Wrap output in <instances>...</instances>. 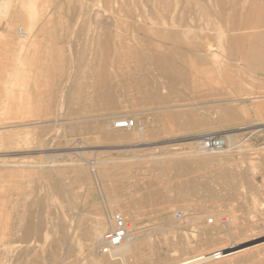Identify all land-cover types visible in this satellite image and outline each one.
<instances>
[{
    "label": "rangeland",
    "instance_id": "obj_1",
    "mask_svg": "<svg viewBox=\"0 0 264 264\" xmlns=\"http://www.w3.org/2000/svg\"><path fill=\"white\" fill-rule=\"evenodd\" d=\"M174 1L0 0V264H264V0Z\"/></svg>",
    "mask_w": 264,
    "mask_h": 264
},
{
    "label": "built area",
    "instance_id": "obj_2",
    "mask_svg": "<svg viewBox=\"0 0 264 264\" xmlns=\"http://www.w3.org/2000/svg\"><path fill=\"white\" fill-rule=\"evenodd\" d=\"M123 123L115 125L116 128L134 129L137 123L134 119H121ZM227 138L220 133L206 134L201 140V149L207 153H221L227 148ZM178 220H183L185 214L182 211L176 213ZM110 227L108 231L99 239L97 250L101 253H108L109 251L120 247L126 243L132 242L136 237V230L131 223L126 219L122 213H114L109 216ZM228 219L221 217L219 219L210 218L207 220V224L220 225L227 224Z\"/></svg>",
    "mask_w": 264,
    "mask_h": 264
},
{
    "label": "bare ground",
    "instance_id": "obj_3",
    "mask_svg": "<svg viewBox=\"0 0 264 264\" xmlns=\"http://www.w3.org/2000/svg\"><path fill=\"white\" fill-rule=\"evenodd\" d=\"M137 1V0H136ZM174 1V0H173ZM179 1V0H178ZM176 1H174V3H175ZM185 2V1H184ZM189 2V1H188ZM106 3H107V5L108 6H113V5H116V6H118V3H119V0H106ZM166 3V2H165ZM171 3V2H170ZM121 4V3H120ZM175 4H177V3H175ZM171 5V4H170ZM185 5V4H184ZM115 6V7H116ZM163 6V5H162ZM180 7V6H179ZM182 7V6H181ZM197 7H198V5H197ZM200 7H202V6H200ZM106 8H108V7H106ZM118 8V7H117ZM172 8V7H171ZM178 5L175 7V8H173V10L171 11V14L169 13V16H171L172 15V17L171 18H173L174 20H175V18H177L178 16H180V15H178L177 16V13H178ZM203 8V7H202ZM206 9V8H205ZM204 9V10H205ZM182 10V9H181ZM185 10V9H184ZM194 10V9H193ZM107 11H109L108 9H107ZM135 11V10H134ZM139 11V10H138ZM160 11H161V9H160ZM187 12H189V11H187ZM192 12V11H191ZM190 12V13H191ZM131 13V12H130ZM135 13H138V12H135ZM180 13H182V12H179V14ZM147 14H148V12H147ZM146 14V15H147ZM159 14V13H158ZM194 14V13H193ZM210 14V13H209ZM213 14V13H212ZM139 15V14H138ZM143 15H145L144 13H143ZM142 15V16H143ZM156 15V14H155ZM163 15V14H162ZM166 15H168V13L166 14ZM188 15H190V14H188ZM205 15V14H204ZM134 16H136V14L134 15ZM195 16V15H194ZM141 17V16H140ZM156 18V17H155ZM160 18V17H159ZM162 18V17H161ZM187 18H188V16H187ZM202 18V17H201ZM149 19H151V18H148V17H143V20L142 21H147V20H149ZM169 19V18H168ZM172 19V20H173ZM178 19H180V18H178ZM205 19V18H204ZM171 19H170V21H172ZM184 20V19H183ZM193 20V19H192ZM137 21H139V20H137ZM151 21V20H150ZM160 21L162 22V19H160ZM164 21V20H163ZM166 22H167V20H165ZM170 21L168 22V25H170ZM152 22V21H151ZM157 22H159V21H157ZM156 22V23H157ZM153 23V22H152ZM206 23V22H205ZM142 24V23H141ZM154 24H155V22H154ZM162 24V23H161ZM160 24V25H161ZM153 25V24H152ZM163 25H165L166 26V23L164 24V22H163V24L161 25L162 27H163ZM173 25V24H172ZM177 25V24H176ZM191 25V24H190ZM207 26H209L210 25V23H209V25L208 24H206ZM163 27V28H166V27ZM178 26V25H177ZM181 26V25H180ZM221 26V25H220ZM169 27V26H168ZM167 27V28H168ZM176 27V26H175ZM258 27H264V24L263 25H261V26H257L256 28H258ZM172 28H174V27H172ZM181 28V27H180ZM228 28V27H227ZM170 29H171V26H170ZM182 29H184V27L182 28ZM223 28H220V31L218 32V39L219 40H222L224 37V35H225V32H223V30H222ZM29 31L27 32V33H24V37L26 38V40H24L25 42H23L22 41V46L23 47H25L26 45H28V44H30V43H33V41L31 40L32 39V36L30 35L31 33V27H29V29H28ZM222 30V31H221ZM258 31V30H257ZM167 32V31H166ZM228 33V32H227ZM209 45H211V44H209ZM203 46V45H202ZM206 46H208V43H207V45ZM108 47V46H107ZM210 47V46H209ZM215 47V46H214ZM207 48V47H206ZM211 48V47H210ZM210 48H207V49H210ZM220 48H221V46H220ZM211 50V49H210ZM204 54V53H203ZM207 54V53H206ZM213 54H215V53H213ZM216 55V54H215ZM207 56V55H206ZM221 56V55H220ZM220 56H218V57H220ZM214 57H216V58H218L217 56H214ZM203 61V60H202ZM161 64H163V63H161ZM160 64V65H161ZM163 66H164V64H163ZM164 68V67H163ZM162 70V69H161ZM185 78V77H184ZM106 97H107V99H109V101H112V96H111V94H107L106 93ZM256 98H258V97H256ZM124 121H122V120H118V121H115L114 123H113V128H114V130H120V131H125L126 129H124V128H116L115 127V125L116 124H118V123H123ZM1 127V126H0ZM10 127H14V126H4V127H1L0 128V139H1V141H0V143H3V142H5V135H7V139L6 140H8L12 135H14L15 134V132H11V133H14V134H9V132H7L8 134H3L2 132H4V131H7ZM17 127V126H16ZM104 127H105V125H104ZM12 130H14V129H12ZM11 130V131H12ZM17 130V129H16ZM106 130V129H105ZM129 130V129H128ZM119 132V131H118ZM117 133V132H116ZM120 133V132H119ZM142 134V133H141ZM143 136L145 135L144 134V132H143V134H142ZM120 136V135H119ZM142 136V137H143ZM115 137V136H114ZM140 137H141V135H140ZM117 139L118 138H120V137H116ZM110 139V138H109ZM122 139V138H121ZM118 140H120V139H118ZM123 140H126V139H124V137H123ZM129 140V139H128ZM227 141H229V142H231L232 140H231V137L230 136H228V140ZM198 144H201V142H197ZM197 144V145H198ZM205 152V151H201V154H203V153ZM206 153V152H205ZM200 154V155H201ZM208 154V153H207ZM193 157H195V156H193ZM197 157V156H196ZM204 156H202V158H203ZM198 158V157H197ZM205 158V157H204ZM193 159H195V158H193ZM204 160H206V159H204ZM203 160V162H205ZM179 165V164H178ZM185 165V164H184ZM180 166V165H179ZM178 166V167H179ZM177 167V166H176ZM76 168V167H75ZM171 168V167H170ZM180 169V168H179ZM77 171V170H76ZM75 182V181H74ZM74 185V184H73ZM74 188V186H70V188ZM158 190V189H157ZM157 190H154V191H156L157 192ZM56 192H57V190H56ZM166 192V191H165ZM58 193V192H57ZM154 194H156V193H154ZM158 195V194H157ZM160 195V194H159ZM158 195V196H159ZM166 195V194H165ZM161 196V195H160ZM114 204H116V203H114ZM114 204H112L113 206H114ZM118 204V203H117ZM125 207H123V211L122 212H124L123 214H125V217L127 216V217H129V218H131V216H130V213H131V211L129 212L128 211V209L130 210V208H128V207H126L127 208V210H125L124 209ZM129 212V213H128ZM133 215L134 214H132V217H133ZM127 217H126V219H127ZM212 217V216H211ZM212 218H214V216L212 217ZM236 219V218H235ZM33 220V219H32ZM128 220V219H127ZM235 221V220H234ZM30 222V221H29ZM235 224H236V222H234ZM38 226V225H37ZM104 226H105V221L102 219L101 221H99L98 222V235L99 236H102L103 235V233H102V231H104ZM35 227V226H34ZM33 227V229H36V228H34ZM39 228V227H38ZM27 230H26V234L25 235H28L27 233H30V232H32L31 231V226H27V228H26ZM29 237V236H28ZM135 239L137 240V237H135ZM133 240L132 242H130V243H126V244H124V245H122V246H120V247H117V248H115V249H113V250H111V251H109L107 254H109V255H111V256H121V257H126V255L130 252V246H131V244H133V242L134 241H136V240ZM144 240H147V239H144ZM141 242H142V244L144 243V245H146V243L147 242H143V241H138L136 244H135V247L137 246V247H139V246H141V247H139V251H141L140 250V248H142L143 249V245H139L138 246V243H140L141 244ZM241 244V243H240ZM149 244H147L146 246H148ZM239 245V244H238ZM145 246V247H146ZM144 247V248H145ZM150 247V246H149ZM148 247V248H149ZM236 247V246H235ZM134 252H135V254H136V252H138V248L136 249V250H133ZM132 252V251H131ZM142 252H144L143 250H142ZM141 252V253H142ZM133 253V252H132ZM135 254H134V256H135ZM139 254V253H138ZM145 254H146V252H145ZM131 255V254H130ZM137 255V254H136ZM142 255V254H141ZM133 256V255H132ZM128 257V256H127ZM130 257V256H129ZM137 257V256H136ZM138 258V257H137ZM140 258V257H139ZM127 261H129L128 259H126ZM133 260V259H132ZM126 261V262H127ZM130 263V262H129ZM128 263V264H129ZM135 264V263H134ZM137 264H141V263H137Z\"/></svg>",
    "mask_w": 264,
    "mask_h": 264
}]
</instances>
